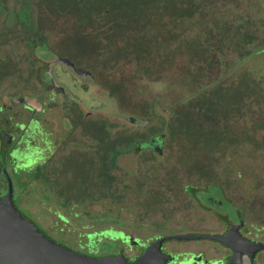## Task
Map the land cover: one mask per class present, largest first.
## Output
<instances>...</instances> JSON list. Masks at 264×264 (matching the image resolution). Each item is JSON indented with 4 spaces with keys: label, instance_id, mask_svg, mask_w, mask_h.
<instances>
[{
    "label": "rangeland",
    "instance_id": "obj_1",
    "mask_svg": "<svg viewBox=\"0 0 264 264\" xmlns=\"http://www.w3.org/2000/svg\"><path fill=\"white\" fill-rule=\"evenodd\" d=\"M63 1H0V77L6 79L2 87L7 89L8 106L12 105L11 110L9 108L6 110V116L9 118L15 117L16 112L19 114L15 109V105L19 104L20 109L27 107L38 113L45 109L41 115H37L42 124V134L35 130L28 140L30 146L37 145L43 150L42 154L37 156L44 158L40 162L53 153L49 159L52 160L51 163L53 162L52 177L56 178L58 174L67 172L70 183L62 187L67 194L71 188H75V181L79 183L84 180V176L89 175L90 159L95 158L99 152L96 149L93 153L92 150H87V147L93 144L97 146L93 141L99 137L101 130L96 128V123L95 126L90 124V121L86 122L84 129L82 127L75 129L76 120L80 122L79 116L76 115L77 108L94 117L97 122L101 123L104 120L111 122L115 131L122 129V126L137 130L150 125L152 128L146 132L149 134L166 127L174 136L173 139L164 140L161 150L164 154L157 155L149 149H143L140 152L132 151L119 159L117 172L121 176V181L126 183L144 181L145 184L148 180L144 190L138 194L131 193L129 195L131 201L123 204L122 211L116 212V215H121L120 221L124 223H115L114 228L125 229L128 233L140 236H144L141 228L145 227L147 230L145 233L151 236L156 232L155 229L162 226L175 232L181 230L180 226H187L196 227L197 232L209 233L207 230L222 229L219 220L225 221L227 218L236 221L232 204L223 200L228 198L233 203L240 204L245 201L244 198L250 199L255 192L264 191V151L252 146L253 143L248 144L253 142L252 140L238 135L233 139L236 143H230L231 146L226 148L223 146L225 144L221 145L217 153H213L212 147H207L210 149L204 151L205 146L201 147V152L195 149V152L185 153L183 147L190 141L188 136L192 140L196 139L195 125L180 120L179 117L176 119V116L172 118L182 105L180 98L190 96L194 80L201 79L198 78V65L194 63L196 60L191 57L192 43L202 39L206 30L215 31V21L210 19L209 23L212 24L210 28H199L198 17L190 16L186 9L184 10L186 17L180 18L175 11L168 10L166 6L164 11H158L156 3L157 6L158 4L163 6V0H148L153 7L146 11V17L140 20L139 25H133L138 26L134 28L138 32L136 37L130 35L133 36L130 37V42L124 43L133 44L132 41L135 39H141L138 43L143 46L140 49L144 50L145 54L141 55L140 60H135L138 58L137 53L126 57L124 52L119 50L124 46L118 41L114 43L117 50L111 51L110 56H98L102 53H94L91 48L82 49L76 43L80 34H86V28H83L79 20L72 15L59 13L56 6L54 9V3L66 4L67 0ZM219 3L217 6H222L218 13L227 19L238 16L245 19L248 16L264 18V0H219ZM179 7L182 5L179 4ZM23 8L29 11L28 16L23 12L19 15ZM33 39L39 40L38 46L33 45ZM43 41L59 57L74 59L77 66L92 72V76L77 75L62 64L57 56L50 54L42 44ZM100 42L103 48L107 45L105 40L101 39ZM253 63L254 61H251L248 64ZM189 69L194 72L189 73ZM195 76L197 78H194ZM46 80H53L56 85L65 87L67 95L46 92ZM157 98H160L159 102ZM20 99H23V104L20 103ZM41 101L46 104L44 108ZM69 102L71 103L68 106V113L71 116L69 120L72 122L64 118L62 109L65 103ZM23 110V115L20 117L18 115L17 121L27 124L31 114L28 110L24 108ZM133 115L137 118L135 122L130 119ZM28 131L30 132V129ZM24 150L25 153H29L26 148ZM186 155L189 157H185ZM77 159L80 160L77 164L79 169L75 164ZM24 162L26 163L27 159ZM36 162L32 161L20 167L16 164H21V161L12 160L9 169L13 172L14 164L24 170L20 171V174L24 175L35 167L33 164ZM182 181L197 186L217 184L223 191L207 190L197 193V198L202 199L199 203L195 201L197 199L193 200L178 191L177 186ZM7 189L5 187V194ZM246 190L247 193H244ZM252 203L245 202L243 206ZM263 205L261 201L259 210L256 211L257 216L252 213L248 217L250 230L255 231V228L261 230L264 224ZM22 207L26 205L22 203ZM41 208L43 210L37 205L31 206L30 212H24L25 218L34 219L41 231L52 237L45 229L55 227L54 223L59 220L53 212L49 213L44 210L45 207ZM105 209L103 204L91 205L94 214L102 213ZM54 210L58 209L54 207ZM81 215H85V212L82 211ZM97 219H90L87 216L71 217L68 224L60 225L69 231H65L69 233L66 237L69 242L62 240L64 233H57L58 236L54 239L72 249H75L72 244L77 245L78 240L82 243H88L90 240L89 247L97 250V253L91 251L92 254L100 257L112 256L123 247L111 241L119 238L117 234L105 232L102 235L105 239L97 242L93 241L96 236H88L104 229L100 226L102 219L99 218L98 221ZM144 222L151 223L146 225ZM261 233L264 238V231ZM203 245L218 246L217 243L210 241H203L194 246ZM75 247L80 249L79 246Z\"/></svg>",
    "mask_w": 264,
    "mask_h": 264
},
{
    "label": "trees",
    "instance_id": "obj_2",
    "mask_svg": "<svg viewBox=\"0 0 264 264\" xmlns=\"http://www.w3.org/2000/svg\"><path fill=\"white\" fill-rule=\"evenodd\" d=\"M54 4V9L56 6L59 13L76 17L83 28H86V34H80L78 40L83 43L80 45L82 49L91 48L94 53H102L98 56H110L111 51L117 50L114 43L118 41L124 46L119 50L123 51L126 57L137 53L138 58L135 60H140L141 55L145 54V51L140 49L143 46L138 43L141 39H135L133 44L124 43L130 42V37H133L130 35L136 37L138 32L134 28L138 26L133 25H139L140 20L146 17V11L153 7L148 0H67L66 4ZM179 4L182 7H179ZM218 4L219 0H163V6H157L156 3L159 12L164 11L166 6L180 18L186 17V9L190 16L198 17L199 28H210V19L216 24L215 31L206 30L202 39L192 43L191 57L196 60L194 63L198 65V78L201 79L194 80L190 96L180 98L182 105L172 118L176 116V119L179 117L180 120L195 125L196 139L192 140L188 136L190 141L183 147L185 153L195 152V149L201 152L203 146L206 148L204 151L212 147L213 153H217L221 145L225 144L223 146L226 148L231 146L230 143H236L233 139L238 135L252 140L253 142L248 144L253 143L252 146L264 151V28H261L264 27V18L248 16L245 19L238 16L227 19L219 15L218 11L222 5L217 6ZM22 12L28 16L27 8L20 10L19 15H22ZM101 39L107 41L104 48L101 46ZM251 61L254 63L248 64ZM193 72L194 70L189 69V73ZM159 101L160 98H157V102ZM130 119L133 122L137 120L134 115L130 116ZM149 126L137 130L122 126V129L115 131L113 124L104 120L98 137L100 143L88 147L93 153L96 149L99 152L101 170H96L95 158L90 162L94 175L84 176V180L79 183L75 181V188H69L71 191H68V194L62 188L70 183L67 172L53 178L51 167L46 163L39 164L25 176L11 174L15 206L24 217L25 211L30 212L31 206L37 205L40 209L45 207L44 210L49 213L53 212L62 222L69 223L71 217L87 216L94 220L98 218L97 221L100 218L103 221L100 226L110 232L115 223L123 224L120 221L121 215H116V212L122 211L123 204L131 201V193L142 192L148 180L145 184L144 181H121L117 172L118 157L133 150L139 152L143 148L151 149L153 154H157L153 149L155 144L160 145L166 138L173 139L174 134L166 127L147 134V129L152 128ZM93 142L96 143V139ZM214 186L221 188L217 184ZM244 193H247V190ZM3 195L5 193H0V197ZM263 197L264 191L255 192L250 199L244 198V202L253 203L246 205L249 211L241 209L243 214L247 217L252 213L257 216L260 202L264 203ZM22 203L26 207H22ZM94 203L103 204L105 211L92 213L91 205ZM54 207L58 210H54ZM82 211L85 215H81Z\"/></svg>",
    "mask_w": 264,
    "mask_h": 264
},
{
    "label": "flooded vegetation",
    "instance_id": "obj_3",
    "mask_svg": "<svg viewBox=\"0 0 264 264\" xmlns=\"http://www.w3.org/2000/svg\"><path fill=\"white\" fill-rule=\"evenodd\" d=\"M32 43L33 45L38 46L39 40L33 39ZM76 43L78 45L83 44L82 42H79V41H76ZM42 44L48 49L50 54L57 56L58 60L62 64L66 65L68 68L73 70L80 77L92 76V72L85 70L82 67L77 66V62L74 59L71 58L72 59L71 60L66 57L64 58L59 57L57 53H54L52 50L49 49V47L46 45V42L43 41ZM5 83H6V79H3V77L1 76L0 77V193L5 192V187L8 188L6 192L8 193L9 191V183H8L7 177L11 179L12 185H13V191H14V183H13L11 174H14V173L20 174V171H24L16 167V165L22 167L23 165H27L28 163H31L32 161H37L35 164H33V166L35 165V167H37L39 164L46 163L52 169V164H53V162L51 163L52 160H49L50 157L53 155V153L50 155L49 158H47L43 162H40L44 158L42 156L38 158L37 156L42 154L43 150H41L39 146L37 145L30 146L29 141H28L29 138L31 137V134L35 133V130H37L38 134H42V127H41L42 124L40 120L37 119L39 117L37 115H41L45 109H43L41 113H38L36 110L23 107L25 110H28L29 113L31 114V117L29 118L27 124H25V123H21L17 121L18 115L20 117L24 113L23 108L22 109L18 108L20 105L19 104L18 106L15 105V109L19 111V114L16 112L15 117L12 116L8 118L6 116L7 114L6 110L8 108L9 110H11L12 105L8 106L7 104V100H6L7 99V93H6L7 89L6 87H2V85ZM45 91L46 92L48 91L51 94L53 93L54 95H63V96L67 95L66 88L63 86L56 85V83L53 80H46ZM53 100L54 99H52V101ZM20 103L23 104V99H20ZM42 104L44 108L46 105L44 101L42 102ZM70 104H71L70 102L69 104L65 103V105L62 107L64 115H65L64 118H66L67 120L69 119L71 120V116H69V113H68V106H70ZM77 110L78 111L76 115L79 116L78 118L80 119V122H83V123H80L76 120L77 126L74 127L75 129H78L80 127L84 129L86 122L88 123V121H90L89 122L90 124L94 125V123H96V128L101 130V124L103 122L101 123L97 122L94 117L89 116V114H85L81 108H77ZM11 121L13 124H15V126L11 123ZM29 129L31 133L28 131ZM51 135H52V132H51ZM67 137L68 135L66 134L65 138ZM164 140L165 139L161 141L160 145L155 144L153 146V149L157 152V155L163 153V151L161 152V150L163 149ZM96 143L97 145L100 143L99 138L96 139ZM25 144H26L25 148L27 149L29 153H25V150H24ZM143 149H146V148H143ZM49 150L51 149L49 148ZM87 150H88V147H87ZM130 153H125V154H130ZM125 154H122L118 157L117 165H118L119 159ZM95 158L97 161L96 166H95L96 170L100 171L102 166H101L100 159L98 160V154L96 155ZM95 158L90 159V162L93 161ZM25 159H27L26 163L24 162ZM12 160L14 161L17 160V161L22 162L21 164H16V165L13 164L14 162L12 163L13 172H11L9 169V163ZM47 160L49 161L47 162ZM59 162H61V160ZM75 162H76L75 164L77 168L79 169V166L77 164H79L80 160L77 159ZM90 162H89V166L91 168L89 169L90 171L89 174L93 176L94 175L93 167L91 166ZM35 167L31 168L30 170L34 169ZM118 169H119V166H118ZM22 176H25V174ZM214 185L216 184L209 183V184H205V186H197L195 184H191V183L189 184L187 182L182 181V183L180 182L177 187H179L178 191L182 192L184 195H187V197H190L193 200L197 199L195 201L196 202L198 201L200 203L202 199L200 197L197 198L198 196L197 193L200 194L201 192L207 191V190L208 191L216 190V191H221V192L223 191V188H215L216 186ZM148 187H151V186H148ZM202 189H206V190H202ZM154 191H156V189ZM7 193L3 195L2 197H0V199L5 197ZM223 201L224 202L228 201L230 204H232V207L236 213L237 220L233 221L227 218L225 221L219 220V224H222V229L218 231H210V230L208 231L207 230V232L209 233H203V232L201 233L198 230L200 232L199 233L197 232L196 227L180 226L181 230H179V232H175V231H170L166 229V227L162 226V228L155 229L156 232L153 235L147 236L148 233H145L147 230L144 227V228H141L143 229V233H144L142 235L146 236L144 238V236L135 235L134 233H128L126 232L125 229L113 227V229L110 232L117 234L119 238H115V240H111V239L110 240L112 241V243H117V245H121L123 247L118 249L116 251V254H113L112 256H123L125 259L132 262L140 258L150 246H152L154 243H156L157 241L163 238L172 237V236H185V235H192V236L217 235V236L223 237L227 234H231L230 243L234 245L236 248H232L228 244H223L220 241H216L212 239L165 240L161 244V252L166 257L172 258V261H168L165 264H264V238H263V234L261 233L262 231H264V224L261 227V230L257 228H255V231L250 230V228H248L249 227L248 217L244 215L243 210H241L243 208L247 209V206L246 205L243 206V203H240V204L233 203L232 201L227 200V199ZM30 220H32L35 223L34 219H30ZM62 223L68 224V222H62L59 220L54 223L53 226L55 227H50L49 229L50 232L49 230L47 231L49 234H52V237L44 234L36 223L35 225L39 228L41 233H43L46 237L54 240L55 242H57V240H55L54 237L58 236L57 233H62V234L64 233L65 236L62 237V240L69 242L68 240H66V237L68 236L69 233L65 232L68 230H65L64 227L60 226ZM144 223L146 225H150L151 222H144ZM183 229H185L184 232L182 231ZM105 232H106L105 229H100L96 232L88 234V236H96V238L93 240L94 242H97L98 240L103 241L105 237H103L102 235ZM120 236L123 237V239ZM203 241L215 242L218 244V246H215V247L205 246V245L199 246V247L194 246L195 244L198 245L199 243ZM89 242L90 240L88 241V243H82V241L78 240V242H76L77 245L72 244L75 249L69 248L61 244L60 242H57V243L73 251L87 255L89 257L100 258V256L92 254L91 251H95V253H97V250H92V248L89 247ZM255 244L263 245V249L259 250ZM75 246H79L80 249H77ZM105 257H110V256H105Z\"/></svg>",
    "mask_w": 264,
    "mask_h": 264
},
{
    "label": "water",
    "instance_id": "obj_4",
    "mask_svg": "<svg viewBox=\"0 0 264 264\" xmlns=\"http://www.w3.org/2000/svg\"><path fill=\"white\" fill-rule=\"evenodd\" d=\"M9 191L0 199V264H165L172 261L161 252L165 240H199L212 239L228 244L231 234L223 237L217 235H185L163 238L135 261H128L123 256L89 257L73 251L46 237L35 223L23 216L13 201V185L9 177ZM258 249L263 245L255 244Z\"/></svg>",
    "mask_w": 264,
    "mask_h": 264
}]
</instances>
